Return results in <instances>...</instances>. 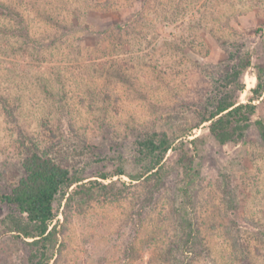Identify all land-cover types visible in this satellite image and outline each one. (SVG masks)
<instances>
[{
	"label": "rangeland",
	"instance_id": "1",
	"mask_svg": "<svg viewBox=\"0 0 264 264\" xmlns=\"http://www.w3.org/2000/svg\"><path fill=\"white\" fill-rule=\"evenodd\" d=\"M248 56L240 103L264 68V0H0V193L25 175L34 150L108 186L105 197L61 206L52 264H264L258 128L226 145L208 124L193 129L221 78ZM255 104L254 120H264V93ZM150 130L178 145L200 138L187 146L190 179L177 149L162 181L131 179L145 166L137 141ZM13 212L0 203V220ZM182 216L197 230L188 250ZM29 253L0 239V264H29Z\"/></svg>",
	"mask_w": 264,
	"mask_h": 264
},
{
	"label": "trees",
	"instance_id": "2",
	"mask_svg": "<svg viewBox=\"0 0 264 264\" xmlns=\"http://www.w3.org/2000/svg\"><path fill=\"white\" fill-rule=\"evenodd\" d=\"M251 65V57L242 58L221 78L216 95L200 112L193 129L208 124V130L215 141L219 145H226L241 142L247 132L256 126L264 142V120H254L257 114L255 101L264 93V68H258L257 84L251 90L252 98L247 103L237 101L238 93L245 89L242 77ZM199 141L200 138L196 137L178 145L177 140L165 132L148 131L137 141L138 152L146 162L145 166L140 172L131 175V179L137 181L155 177L162 181L166 155L176 149L181 152L178 162L184 178L190 179L194 170V157L187 146L197 149ZM23 169L25 175L11 191L0 193V203L8 204L16 210L0 220V239L12 236L25 242L30 247L29 264H52L63 247V226L57 220L61 206L64 204L65 209H68L75 203L83 204L105 197L108 186L96 180L85 182L86 179L61 154L53 156L37 150L31 151L24 159ZM124 174V170H118V175ZM110 176L107 173L99 174L102 180ZM179 225L180 241L185 249H191L197 240L194 221L182 216Z\"/></svg>",
	"mask_w": 264,
	"mask_h": 264
}]
</instances>
